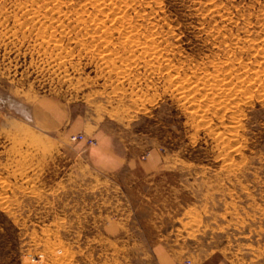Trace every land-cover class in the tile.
<instances>
[{
    "label": "rangeland",
    "instance_id": "rangeland-1",
    "mask_svg": "<svg viewBox=\"0 0 264 264\" xmlns=\"http://www.w3.org/2000/svg\"><path fill=\"white\" fill-rule=\"evenodd\" d=\"M110 1L0 0V264H264V0Z\"/></svg>",
    "mask_w": 264,
    "mask_h": 264
},
{
    "label": "crops",
    "instance_id": "crops-1",
    "mask_svg": "<svg viewBox=\"0 0 264 264\" xmlns=\"http://www.w3.org/2000/svg\"><path fill=\"white\" fill-rule=\"evenodd\" d=\"M98 142L99 144L97 146L93 145L87 147L86 152L88 157L91 158L93 162H95L97 168L116 172L131 165L128 170H132L134 172L137 171L134 170L137 163V158L134 155L126 156L125 152H112L111 149H114V146H110V143L113 144V142H109L104 139H99ZM83 146H85L84 143L79 142V147L82 148ZM145 161L147 164H149V168H147L146 171H150L158 165V161L154 158V156L146 158ZM125 164H129V166H124ZM149 249L152 254L157 257L160 264H177V261L175 260L176 247L171 245L169 242L166 243L163 241H155L150 245ZM207 264L219 263L218 261H212Z\"/></svg>",
    "mask_w": 264,
    "mask_h": 264
},
{
    "label": "bare ground",
    "instance_id": "bare-ground-1",
    "mask_svg": "<svg viewBox=\"0 0 264 264\" xmlns=\"http://www.w3.org/2000/svg\"><path fill=\"white\" fill-rule=\"evenodd\" d=\"M116 1H117V0H116ZM106 2H107V1H106ZM110 2L113 3L114 0H112V1H110ZM89 3H90V2H89ZM115 3H116V2H115ZM90 4H91V3H90ZM113 5H114V3H113ZM105 6H106V5H105ZM116 6H118V5L113 6L112 9L109 11V13H110V12L113 10V8H115ZM83 7H85V5H84ZM106 7H108V6H106ZM86 8H87V6H86ZM94 8H95V7H94ZM98 8H99V7H98ZM81 10H82V9H81ZM103 10H104V9H103ZM105 10H106V9H105ZM115 10L117 11V9H115ZM118 10H119V8H118ZM85 11H86V10H85ZM85 11H84V12H85ZM77 12H78V11H77ZM79 12H80V11H79ZM86 12H87V11H86ZM86 12H85V13H86ZM105 12H106V11H105ZM81 13H82V12H81ZM112 13H113V11H112ZM116 13H117V12H116ZM118 13H119V12H118ZM59 14H60V12H59ZM82 15H83V14H82ZM88 15H89V14H88ZM104 15H105V14H104ZM107 15H108V14H107ZM111 16H112V15H111ZM80 18H81V16H80ZM83 18H84V17H83ZM83 18H82V19H83ZM94 19H95V18H94ZM97 19H98V18H97ZM80 20H81V19H80ZM80 20H79V22L82 23V21H80ZM86 20L89 21V19H86ZM113 20H114V19H113ZM77 22H78V21H77ZM79 22H78V23H79ZM94 22H95V21H94ZM83 23H84V22H83ZM86 23H87V22H86ZM101 23H102V22H101ZM93 25H94V24H93ZM86 26H87V24H86ZM99 28H100V27H99ZM100 29H101V28H100ZM103 30H104V29H103ZM127 30H128V29H127ZM105 31H106V30H105ZM127 33H128V32H127ZM98 35H99V34H98ZM123 35H124V34H123ZM125 35H126V34H125ZM99 36H100V35H99ZM131 36H132V35H131ZM127 38H128V37H127ZM102 39H103V38H102ZM128 39H129V38H128ZM147 40H148V39H147ZM56 43H57V42H56ZM49 44H50V43H49ZM104 46H105V45H104ZM220 82H221V81H220Z\"/></svg>",
    "mask_w": 264,
    "mask_h": 264
},
{
    "label": "built area",
    "instance_id": "built-area-1",
    "mask_svg": "<svg viewBox=\"0 0 264 264\" xmlns=\"http://www.w3.org/2000/svg\"><path fill=\"white\" fill-rule=\"evenodd\" d=\"M82 138H83V134H82L81 132L76 133V134H75V133H74V134H71V139H72V140L77 141V140L82 139ZM88 140H89L90 142L93 141L91 138H88Z\"/></svg>",
    "mask_w": 264,
    "mask_h": 264
}]
</instances>
